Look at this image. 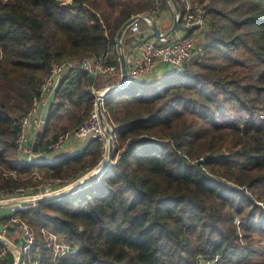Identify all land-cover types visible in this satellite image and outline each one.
<instances>
[{"label": "trees", "instance_id": "obj_1", "mask_svg": "<svg viewBox=\"0 0 264 264\" xmlns=\"http://www.w3.org/2000/svg\"><path fill=\"white\" fill-rule=\"evenodd\" d=\"M197 1L210 16L201 51L179 69L166 67L103 99L111 163L86 183L18 211L36 231L32 250L43 259L50 247L42 228L75 246L55 264H200L215 258L216 264H240L255 254L254 236L264 244V0ZM175 2L182 13L183 1ZM159 3V9L167 7V0ZM156 5L0 0V191L47 179L72 182L101 162L96 140L49 164L19 159V119L54 63L107 59L120 27ZM88 82L84 70L66 71L42 129L41 150L63 104H84L81 121L87 117L94 105ZM34 168L41 171L38 182L30 177ZM4 249L0 264H13Z\"/></svg>", "mask_w": 264, "mask_h": 264}, {"label": "built area", "instance_id": "obj_2", "mask_svg": "<svg viewBox=\"0 0 264 264\" xmlns=\"http://www.w3.org/2000/svg\"><path fill=\"white\" fill-rule=\"evenodd\" d=\"M182 1L183 12L179 14V25L181 26L184 35L180 38L160 40L158 42L150 39L140 40L135 48V53L129 60V63L127 64L126 62L127 76L125 86L132 81L149 79L156 76L163 66L179 69L195 56V45L187 33L191 32V34L200 37L203 36L209 29L210 21L206 17L201 5L193 4L189 2V0ZM138 23L139 21L134 20L128 26L126 32L130 38H135L141 35ZM76 67L89 74L93 73L94 75L105 78L117 77L118 81L120 79L119 64L108 63L106 57L97 59L82 57L72 60L65 59L54 63L40 84L38 98L33 100L32 105L19 119V129L15 137V151L19 159L27 162L33 161L35 153L32 151L30 139L34 137L35 132L38 129L41 109L46 98L56 81L64 76L68 69ZM117 83H114L105 89H95L93 91L94 105L87 117L74 128L59 133L56 138L49 143L47 151L59 152L68 140L75 139L80 142L96 140L100 143L104 153L108 138L103 135L99 117L96 112L95 102L98 99L103 100V98L109 94L108 89ZM33 173L35 174V172ZM79 180L80 178L72 182L75 183ZM67 183V179H47L38 182L36 185L14 189L12 192L0 191V202L15 200L14 197L16 196L24 198L23 195L28 194L37 197L58 191L67 192L66 188L69 186ZM18 207L20 208L21 206H16V209H18ZM233 222L235 225L239 223L236 218H234ZM25 234L26 236L20 247L21 256L18 264H30V261L27 258H29V250L34 244L33 233L27 229ZM45 240L49 247L54 243L51 237H48V240L45 238ZM4 254L5 251H0V259L3 258ZM51 254L52 259L54 260L51 264H55L57 257L61 256L63 253L61 251V254H59L58 249L52 246Z\"/></svg>", "mask_w": 264, "mask_h": 264}, {"label": "water", "instance_id": "obj_3", "mask_svg": "<svg viewBox=\"0 0 264 264\" xmlns=\"http://www.w3.org/2000/svg\"><path fill=\"white\" fill-rule=\"evenodd\" d=\"M171 2L172 7H173V20H172V24L170 26V28L165 31L162 32L160 29V25L158 23V21L156 19H154L149 13H145V14H141V15H135L133 17H131L130 19H128L119 29V31L116 34L115 37V44L117 47V52H118V64H119V70H120V79L119 82L112 86L111 88L108 89V92H113L116 91L118 89H121L123 87H125V82H126V76H127V67H126V61H125V56L123 53V49H122V37L124 35V33L126 32L128 26L134 21V20H143L146 21L148 24V27L151 31V33L153 34L155 41H160V40H168L171 37L174 36V33L178 27L179 24V8L175 2V0H168ZM94 78V74L90 73L89 74V82L91 83V80ZM64 79V76L60 77L55 85L53 86V88L51 89L50 93L48 94L46 101L41 109V114L39 117V124H38V129L35 132V137L33 139L32 142V151L33 152H37L38 149V145H39V140L41 137V133H42V129L44 127L46 118L49 114V111L51 110L52 104L54 102L55 96H56V92L59 89L62 81ZM101 104H102V99H98L95 102V106H96V112L98 114L99 117V121H100V125L102 128V132L103 135L105 137L108 138V143L105 147L104 153H103V157L101 162L94 168L92 169L86 176H84L82 179H80L79 181L69 185L66 189V191L68 190H72L76 187H78L79 185L86 183L88 180H90L92 177H94L95 175H97L98 173L102 172L103 169L109 165L111 163V146H112V130L110 129V126L106 123L104 115L101 111ZM106 128H108V131L106 130ZM63 192L58 191L49 195H44V196H37V197H29V198H24L21 200H16V201H3L0 202V207H4V206H14V205H29L31 203H36L38 201H43V200H48L51 198H55L57 196H59L60 194H62ZM0 242L9 247L10 249H12L13 251H15L17 253V256L15 258V261L13 262V264H18L19 260H20V256H21V251L20 248L13 245L12 243H10L8 240H6L5 238L0 236Z\"/></svg>", "mask_w": 264, "mask_h": 264}, {"label": "rangeland", "instance_id": "obj_4", "mask_svg": "<svg viewBox=\"0 0 264 264\" xmlns=\"http://www.w3.org/2000/svg\"><path fill=\"white\" fill-rule=\"evenodd\" d=\"M154 1H155V3H157V5L151 11L145 12V13H149L154 19H156L158 21V23H160L161 21H159V19L155 18V16H158V14L160 12V9H159L160 3H159V0H154ZM189 2H191L193 4H196V5H201L203 7V4L199 3L197 0H193V1L192 0H189ZM166 8L169 11L170 10L173 11L172 4L168 0H167V7ZM145 13H141V14H145ZM141 14H137V15H141ZM206 17L210 21V16L207 15ZM172 20H173V16L170 17L168 23L166 24V27L167 28H170V26L172 24ZM177 29H180V30L182 29L179 24H178ZM124 34H127V32L124 33ZM189 37L193 40V43L196 46L194 51L197 54V52L201 51L199 49V46L201 45V41L203 39V36L200 37V36L195 35V34H189ZM169 40H172V37ZM112 56H114V54H111L110 57H112ZM163 69L164 68L162 67L159 70L160 73L157 74L156 76L160 75L163 72ZM167 69H173V68L168 67ZM149 79H151V78H149ZM117 82H119L118 81V78H117L116 83ZM119 98L120 97H117V98H114V99H117L118 100ZM113 104L115 105V104H117V102H114ZM102 105H103V100H102V104H101V111L103 110ZM76 109L77 110H75V113H77V111H80V110H78V108H76ZM123 111H124V107H122V105L121 106H118V112L119 113H122ZM103 112H104V110H103ZM104 118H105V115H104ZM105 121L108 124L106 118H105ZM197 121H198V123H201L199 120H197ZM110 129H111V127H110ZM10 173H12V172H10ZM87 174H85V175H87ZM12 175L14 177L16 176L15 174H12ZM30 177L32 179V182H38L41 179V176L38 173H35V174L34 173H31L30 174ZM72 183L73 182H68L67 185H71ZM63 193H65V192H63ZM23 197L24 198H29V197H35V196H30L28 194V195H23ZM16 198H18V199H16ZM24 198H19L18 196H16V197H14L15 200H11V201L21 200V199H24ZM34 204L31 203L29 205H34ZM16 206H21V207L20 208L18 207V209H16ZM7 207H9V208H6L4 210L3 209L0 210V218H2L3 216H5L4 221H1L0 222V224H1L0 225V236L3 237V238H5L6 240H8L13 245H15V246H17V247L20 248L21 245H22V243H23V239L26 236L25 232L28 229V230H30L33 233V243H34L35 240H36V231L25 220H23L20 217V215L18 214V211L25 210L27 208V206L26 205H14L13 206L14 208H12V206H9L8 205ZM234 218H236L238 221L240 220L239 219V216H237V215H234ZM239 225H240V221L235 226H238L237 230L241 234L242 233V230L239 228ZM40 233L42 234V237L44 239L46 238L48 240V237H51L52 240L54 241V243L50 246V251H49V254L47 255L48 258H46V259H43L42 258L41 253H40V251L38 249L32 250L33 248H31L29 250L30 253H28L29 254V258H27L30 261V264H51L54 261L52 259V254H51V252H52V246L58 249L59 254H61V251H62L63 254H65L70 249L71 250H74V248H75L74 244L71 243V242H69L68 240H66V238L62 234H60V233L52 232L50 229H46V228L40 229ZM254 238H255V241L253 243V248L255 250V254H253L251 257H249V259L245 263H240V264H264V244L262 243V241L259 239L258 236H254ZM19 239L21 240V242L18 244L16 241H18ZM47 246L49 247L48 243H47ZM4 248H7V249H9L12 252V254L14 256V261H15L16 252L13 251L12 249H10L9 247L5 246V245H4ZM4 248L2 249L3 251L5 250ZM216 263H217V258H215V259H207V260L206 259H203L200 264H216ZM219 264H237V263L233 260L230 263L229 262H220Z\"/></svg>", "mask_w": 264, "mask_h": 264}, {"label": "crops", "instance_id": "obj_5", "mask_svg": "<svg viewBox=\"0 0 264 264\" xmlns=\"http://www.w3.org/2000/svg\"><path fill=\"white\" fill-rule=\"evenodd\" d=\"M171 16H173V11L172 10L169 11L167 8L160 9L158 16H155V18H157V19H159V21H161L159 24H160V29L162 32H165L169 29L166 27V24L168 23ZM138 26L141 30L140 36L135 37V38H130L128 36V34H124V36L122 37V49H123V53H124L127 64L129 63L131 56L135 53V48H136V46L140 40L150 39V40L155 41V38H154L153 34L151 33L146 21L139 20ZM187 34H191V32H188ZM183 35H184V32L180 29H177L175 31L172 39L180 38ZM117 53H118L117 47L115 46V51H113V49H110L109 52L107 53V59L112 60L115 58V56L118 59ZM111 54H114V56L110 57ZM166 67L167 66H163V68H166ZM159 73L160 72L158 71L157 74H159ZM116 81H117V77L105 78V77H100V76L94 75V78L91 80V83L88 82V88H89L91 94L93 95V91L95 89H105V88L109 87L110 85H113L114 83H116ZM56 101H57V98L55 97L54 102H56ZM76 108H78V110H80V111H77V113H75V110H77ZM83 109H84V104L81 105V107H75V106H70L68 104H63L62 107H60L58 109L55 117L53 118V120L51 122L50 131L48 133L46 141L47 142L49 141V143H50L51 140H53L54 135L57 132H58L57 134H59L60 133L59 131L61 129H72L75 126H77L81 122V114H82ZM103 110H102V112H103ZM34 137H35V135H34ZM34 137H32L30 139L31 148H32V142H33ZM88 142H89V140L80 142V141H77L75 139H70L65 143L64 147L59 152L47 151V147H46V149L41 150L39 145H38V149H37V152L35 153L33 161L38 162V163L49 164V163H51V162L55 161L56 159L61 158L63 156H66V155L70 156L74 153L82 151L83 149H85ZM33 172H35V173L39 172L38 174L41 173V171L38 168L32 169L31 173H33ZM6 208H9V207H7V206L0 207V210H2V209L4 210ZM12 208H14V207L12 206ZM16 242L19 244L21 242V240L19 239Z\"/></svg>", "mask_w": 264, "mask_h": 264}, {"label": "bare ground", "instance_id": "obj_6", "mask_svg": "<svg viewBox=\"0 0 264 264\" xmlns=\"http://www.w3.org/2000/svg\"><path fill=\"white\" fill-rule=\"evenodd\" d=\"M106 130L108 131V128H106Z\"/></svg>", "mask_w": 264, "mask_h": 264}]
</instances>
